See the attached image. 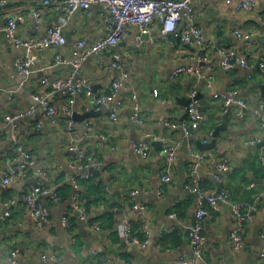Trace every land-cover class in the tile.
<instances>
[{"label": "crops", "instance_id": "crops-1", "mask_svg": "<svg viewBox=\"0 0 264 264\" xmlns=\"http://www.w3.org/2000/svg\"><path fill=\"white\" fill-rule=\"evenodd\" d=\"M241 1L235 0L233 5L226 0H196L194 19H183L174 33L163 34L158 21L146 32L129 25L126 36L113 49L90 55L81 65L75 63L77 43L83 39L91 45L107 34L106 7L95 3L68 16L61 9L51 8L43 13L39 29L30 9H26L18 23L19 38L32 40L64 22L67 41L29 51L38 59L27 93L22 94L11 90L16 85L15 62L26 50L0 32V127L4 131L0 135V264H10L14 250L19 251L17 264H180L181 257L193 255L186 233L196 221L201 203L214 210L212 218L204 221L206 262L264 264L260 256L264 249V121L255 113L264 110V0H255V7L249 11H238L235 5ZM11 3L35 5L39 1ZM0 19L6 25L7 17L0 14ZM192 25L204 40L186 46L182 30ZM237 29L249 32L252 38L243 41ZM220 48L237 49L250 67L238 65L226 71L221 66ZM115 53L121 55L119 70L113 66ZM210 63L215 65L212 72L208 70ZM181 66L201 69L176 75ZM122 72L128 79L114 95L112 83ZM46 77L52 83L60 79L84 83L83 92L67 96L76 100L78 114L92 109L99 114L83 121L64 115L62 107L67 98L61 90L45 86L42 80ZM28 93L50 94L58 116L52 121L45 109L38 107L32 115L9 122L7 115L27 110ZM104 93L113 99L98 105L97 98ZM215 93H236L247 102L248 109H244L246 117L240 118L237 113L244 110L233 105L216 149L202 150L198 142L207 144L214 139V131L230 109L222 96L215 98ZM188 99L204 114L197 126L187 114ZM39 122L43 123L40 129ZM70 122L74 123L72 129ZM172 123L180 124V128L171 129ZM184 127L190 135L185 134ZM180 142L170 169L164 147ZM142 143L149 148L146 158L136 151ZM19 146L33 155V161L24 177H16L5 186V172L18 165ZM75 146L101 160L103 166L93 173L80 169L83 160L77 158ZM193 152L205 153L197 168ZM220 160L228 163L227 170L218 171ZM168 168L173 179L164 182ZM194 176L199 177L198 193L187 189L195 185ZM34 179L60 197H41L51 211L53 225L41 226L27 209L25 195L34 187ZM225 190L227 200H218L213 208L208 198L218 197ZM135 204L138 209H134ZM239 204L252 207L242 252L233 248L230 238L236 224L233 207ZM6 212H10L9 217L4 216ZM126 220L140 238H151L147 248L125 242L122 224Z\"/></svg>", "mask_w": 264, "mask_h": 264}, {"label": "built area", "instance_id": "built-area-1", "mask_svg": "<svg viewBox=\"0 0 264 264\" xmlns=\"http://www.w3.org/2000/svg\"><path fill=\"white\" fill-rule=\"evenodd\" d=\"M13 0H0V14L7 17V23L4 25L0 19V32H2L8 39H11L17 47H23L26 50V54L21 56L15 62L16 67V85L11 90L12 93H27L26 86L29 83L30 76L34 71V66L37 61V56L32 55L29 51L33 49H42L45 47H50L53 45H64L67 41L64 31V22L58 23L47 30L45 35H37L32 40H22L16 35L18 23L23 19L22 12L26 9H30L31 14L36 22V29H39L42 23L43 13L51 8L61 9L70 15L74 10L78 8H89L91 5L102 4L107 10V20L109 22V31L107 34L94 44L88 45L85 40L81 39L78 41L77 46L74 50L75 63L76 65H81L90 55H98L113 49L127 34V27L129 25H137L141 32L148 31L155 21H158L162 25L163 34H169L176 32L183 21L187 18L188 20H193L196 14V8L194 2L196 0H38L39 3L35 5H25V4H12ZM14 3V2H13ZM227 4H235V0H226ZM255 0H242L236 3V9L238 11H249L255 7ZM236 34L243 40L248 41L252 38L249 32H244L239 29L236 30ZM181 38L183 44L186 46L191 45L194 41L203 42L204 37L195 26H190L182 30ZM219 55L221 57V66L226 71H233L236 66H242L243 68H249V62L246 57L241 55L235 48H220ZM204 58L201 57V60ZM60 60V57H58ZM202 62V61H201ZM263 63V62H262ZM115 69L119 70L122 68L121 55L115 53V61L113 62ZM200 66L178 67L175 74L179 75L185 72H199ZM215 65L210 63L208 65L209 72L214 71ZM128 79V75L123 73L115 78L112 83V92L114 95L124 85V82ZM45 86H52L55 89H59L66 96L67 100L63 103L62 112L68 117H72L75 112L76 100L72 97L67 96L68 94H74L76 92H83L85 84L82 82L75 83L72 80L60 79L56 82H50L46 77L42 80ZM61 93V92H60ZM29 94V106L27 110L19 112L12 115H7V120L14 121L20 120L27 116L32 115L38 107L45 109L46 114L50 117V120H54L58 114V108L56 107L50 94L34 93ZM215 98L223 97L226 106L237 105L240 108L248 109L247 102L240 98L236 93L229 94H219L215 93ZM11 98V96H10ZM113 95L101 94L97 98L98 105H107L112 101ZM247 110L238 111L237 115L240 118L246 117ZM258 117L264 121V110L258 109L255 111ZM188 116L192 121L194 126H197L203 119L204 114L199 109L195 101L190 102L188 106ZM116 114L112 113V118H115ZM72 121V120H71ZM86 128L93 130V127L89 123L83 124ZM43 127V123L39 122L37 128ZM74 123L70 122L69 128L72 129ZM171 129L180 128V124L172 123L170 125ZM3 129L0 127V135L3 134ZM184 132L188 136L190 135V130L184 127ZM13 139L16 141L17 136L14 134ZM259 141V140H257ZM255 141V142H257ZM254 142V141H253ZM181 147L180 143H175L173 145H167L164 147L163 154L166 155L168 165L171 169L173 164L177 159L178 152ZM77 152V158L83 160L80 163L79 168L89 170V169H99L103 166V162L98 158H92L87 156L86 153L81 151L78 147H74ZM136 151L140 153L143 157H148L150 152L146 144L142 143L136 147ZM194 159L196 160L195 168H197L200 163H203L205 158V153L193 152ZM16 160L18 165L11 166V168L5 172L3 176V185L8 186L12 184L14 178H22L26 175L28 166L33 161V155L28 152L24 147L19 146L16 150ZM229 168L228 163L220 160L217 163L218 171H224ZM169 168L165 171L163 177L164 182H171L173 179V172ZM216 178L219 180L221 177L217 175ZM75 182V181H74ZM77 185V183L75 182ZM194 186H187V189L191 192H200L199 190V177L194 176ZM229 193L228 191H222L218 197L210 196L208 201L211 203L213 208L216 209L218 200H227ZM52 197L56 200H60L58 193L54 192L51 188L43 187L38 185L31 188L25 195V202L27 209L35 218L39 219V224L43 225H53V219L51 217V211L48 206L41 200V197ZM137 204L134 205V209H138ZM252 207L246 204H239L233 207V214L236 219V224L231 232L230 238L232 246L236 251L242 252L245 250V231L247 223L251 217ZM214 210L208 209L201 203L198 207L196 214V221L193 226L190 227L189 239L190 245L192 247L193 255L192 257H181L180 264H200L205 261L204 257V247L206 244V239L204 236V221L206 218H212ZM5 217L10 216V212H6ZM174 218L177 216L172 215ZM68 223L65 222V225ZM122 236L128 245L135 246L137 248H147L150 245L151 238L146 235L145 239L140 238L138 234L135 233L134 225L126 220L122 224ZM19 251L14 250L11 252L9 257L10 264H17V257ZM260 256L264 258V249L260 253ZM46 259V258H44ZM57 262V260H56ZM58 264V262H57ZM123 264H130L126 261ZM206 264H211L206 262Z\"/></svg>", "mask_w": 264, "mask_h": 264}, {"label": "water", "instance_id": "water-1", "mask_svg": "<svg viewBox=\"0 0 264 264\" xmlns=\"http://www.w3.org/2000/svg\"><path fill=\"white\" fill-rule=\"evenodd\" d=\"M262 89H263V94H264V86H262ZM189 102H190V100L188 99V101H186V103H189ZM232 106L233 105H230V107H229L230 109L225 114V116H224V122L220 126H218L216 128V130L214 131V133H213V138L214 139L210 143H207V144H203L201 142H198V145H199V147L202 150H208L210 148H215L216 149V147H217L216 144H217L218 137H219L221 131L223 129L227 128V126H228V123H227V121H225V119H227L233 113V111H232L233 107ZM103 107H105V106H103ZM99 112L100 111H96L95 109H92L91 111L86 112L85 114L80 115V114H78V112L75 111L74 114H73V116L71 117V119L83 121V120L89 118L92 115L99 114ZM90 171L92 172L94 170L91 169ZM31 183L33 184L34 187L38 186V182L35 179L33 181H31ZM189 233H190V229H188V231L186 233V236L187 235L189 236Z\"/></svg>", "mask_w": 264, "mask_h": 264}, {"label": "trees", "instance_id": "trees-1", "mask_svg": "<svg viewBox=\"0 0 264 264\" xmlns=\"http://www.w3.org/2000/svg\"><path fill=\"white\" fill-rule=\"evenodd\" d=\"M15 2V1H14ZM16 4V3H15Z\"/></svg>", "mask_w": 264, "mask_h": 264}, {"label": "bare ground", "instance_id": "bare-ground-1", "mask_svg": "<svg viewBox=\"0 0 264 264\" xmlns=\"http://www.w3.org/2000/svg\"><path fill=\"white\" fill-rule=\"evenodd\" d=\"M262 60V59H261Z\"/></svg>", "mask_w": 264, "mask_h": 264}]
</instances>
